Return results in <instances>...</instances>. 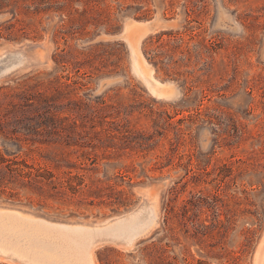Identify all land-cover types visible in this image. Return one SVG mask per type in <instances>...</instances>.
<instances>
[{
  "label": "rangeland",
  "instance_id": "obj_1",
  "mask_svg": "<svg viewBox=\"0 0 264 264\" xmlns=\"http://www.w3.org/2000/svg\"><path fill=\"white\" fill-rule=\"evenodd\" d=\"M18 50L0 93L28 94L47 141L16 159L63 193L6 188L0 212L128 214L93 264H264V0H0V54Z\"/></svg>",
  "mask_w": 264,
  "mask_h": 264
},
{
  "label": "bare ground",
  "instance_id": "obj_2",
  "mask_svg": "<svg viewBox=\"0 0 264 264\" xmlns=\"http://www.w3.org/2000/svg\"><path fill=\"white\" fill-rule=\"evenodd\" d=\"M23 53L18 50L0 54V59L5 54L14 57L4 74L23 64ZM20 213L15 209L0 212V262L27 264L23 258L30 257L32 261L45 264H93V248L98 244L96 239L111 235L114 240V236L125 229L121 219L108 222L102 229L91 230L81 226L54 227L41 222L32 224L21 218L18 215Z\"/></svg>",
  "mask_w": 264,
  "mask_h": 264
},
{
  "label": "trees",
  "instance_id": "obj_3",
  "mask_svg": "<svg viewBox=\"0 0 264 264\" xmlns=\"http://www.w3.org/2000/svg\"><path fill=\"white\" fill-rule=\"evenodd\" d=\"M4 88L0 86V91ZM32 106L33 102L25 91L0 93V192H5V189L9 188L10 197L17 195V192L11 191L16 188L47 192L52 196L63 193L62 183L55 181L51 172L35 168L25 160L16 159L23 143L47 141L41 140L39 137L43 134L38 130H32L27 123ZM11 147L16 150L10 152L8 149ZM76 178L67 173L64 183L74 189L71 180Z\"/></svg>",
  "mask_w": 264,
  "mask_h": 264
},
{
  "label": "water",
  "instance_id": "obj_4",
  "mask_svg": "<svg viewBox=\"0 0 264 264\" xmlns=\"http://www.w3.org/2000/svg\"><path fill=\"white\" fill-rule=\"evenodd\" d=\"M7 53V52H6ZM13 55H11V54H5L1 59H0V64L1 63H3L2 65H0V78L1 77H4V76H6V75H8L9 73H11V72H9V73H7V74H4L3 72H4V70L8 67V66H10V64H12L11 62H12V60H13ZM11 206H14V205H11ZM16 207V206H15ZM128 216V214H124V215H117V216H113V217H111V218H109V219H106V220H103V221H109V222H114V221H117V220H120V219H124L125 217H127ZM112 239V237H111V235H109V236H107V235H103V236H101V237H98L96 240H97V242L99 243H102V242H105L106 240H111Z\"/></svg>",
  "mask_w": 264,
  "mask_h": 264
}]
</instances>
